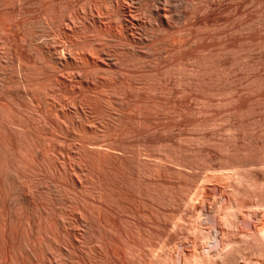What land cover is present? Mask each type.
Here are the masks:
<instances>
[{
    "label": "rangeland",
    "instance_id": "obj_1",
    "mask_svg": "<svg viewBox=\"0 0 264 264\" xmlns=\"http://www.w3.org/2000/svg\"><path fill=\"white\" fill-rule=\"evenodd\" d=\"M3 1L0 2V31L2 30L0 36L3 35V37H0V39L4 38L3 41L1 39V42H6V39H8L6 42L7 44L11 42L13 43V45H15L17 44L16 42H18L17 45L19 48L21 46L20 50L22 51H18L20 52L19 54H21L20 59H22L23 62H26V65H29L30 62L29 67H31V65L32 68L40 66L39 60L37 59V57H35L36 53H33L34 48H29L30 42H27L29 41L27 40L28 38L25 39L26 35L24 30L27 22L31 20H41L44 16V11L46 12V8H42L40 11L41 7H38L39 10H37L39 11V14L37 13V11L36 13H32V15L37 14L38 18L37 16L33 15V17L30 14L33 17L32 18L28 14L27 17H24V21V15H20V10L23 9L22 12L24 11L25 13L26 11H30L31 8L25 7L24 10V7L22 9L21 7H17L16 9L18 10H16L14 7L7 6L9 9L11 8V10L8 11L9 9L6 7L8 9L6 11V9L2 6L4 4ZM83 1L89 4V1ZM83 1L62 0L61 2H58V4L63 7L67 3L71 6L66 5V7L70 8L74 7L73 5L75 4L77 5L78 2L79 4L81 3V5L78 4L77 6H75L76 8L78 7L77 9H79L82 7V4L84 3ZM148 2H150V0H148ZM152 2L154 3V5ZM149 4L152 12H156L155 14L153 13V16L157 23V29L153 30V34H155L153 36H158L156 38L154 37L155 42L151 41L155 45L151 42L150 47L149 44L145 43V45H148L146 46V48L148 49L151 47L152 49H154L153 51L152 49L149 51L148 49H145V45L143 46L144 43H140L138 48H135L136 53L138 54L139 52V55L137 56V54H135L134 52L135 55L133 56L132 52V54H130L129 56H133L134 59L136 58V60H139V58H142L143 60L145 57V54L143 55V53H147L149 51L150 59L152 57V62L149 59L151 65L149 63H142L144 62V60L142 61L140 59L142 62L139 60L138 62H140V67H137L138 69H141V71L143 70L141 73L136 72L137 74H134L136 76L130 75V77L134 76L130 79L131 81L128 80L127 82L125 78V80H121V83L120 81L119 83L118 81L115 82L118 83L117 85L113 83L117 86V88H120V85L123 83L121 88L124 90H122L121 88V90H119L123 95H120L118 89H115V87L113 88L114 85H111V88H113V90H117L119 92L118 94V92L116 91L117 95L119 96L118 99L116 93L112 89H108L109 94H104L106 96L105 100H107V102L109 97L111 98L112 96L114 98L116 96L114 100H117L119 102L121 101V103H123L121 104L117 102V106L112 105L113 108H117L118 114L116 113L113 116L111 112L115 113L117 110L116 108H114L116 110L115 111L114 109H112V107H110V102V104H108L110 106L108 107V105L106 104L107 102L104 101L107 105V110L104 109V105L97 106L98 104L96 103V110H99L100 107H102L103 110L107 111L108 113L105 112V114L103 115L104 118L99 116L102 119L96 117L97 119H99L98 122L100 123H97L95 117H91L92 115L86 113L85 115L87 116V118H94L96 121L95 124H91L96 125L97 128L96 126L92 127V125L89 124L91 125V130L90 127H88L89 125L86 124L83 125L84 127H81V124H83L85 121L89 122V119H83V117L85 116L83 115L85 113L84 111L80 113L81 116L78 115L80 116V120L83 115L82 120L84 122L80 124L82 120H77V117L75 120L73 118V114H71L75 111L74 109H70L68 116L70 117L71 115L73 121H79V123H73V121H70L72 118H70V120H68V118L65 121L66 118L64 116L66 114L62 113L61 115L60 112L62 111L59 110V120L61 119L60 122L64 121L62 123L63 125L61 124L63 126L62 129L64 128L68 130L67 128L69 125L65 126L66 123H73V125H75V127L77 126L76 128L80 131H85L84 129H86L87 127L90 129V131H88L89 129H86V131L81 132V134L77 132V130V133L75 132V130H72L74 131L72 133L71 129L74 126L70 124L71 128L68 130V133L64 129H61L62 131L59 130V128H61V125L59 126V128L56 126L58 128V132H56L55 127L54 131L55 133H57V135L60 136V138L51 136V128L54 126V123L50 125L52 121H49V125L47 121V124L45 122L43 123L45 125H43V121H40L41 123H39L37 122V120H35L37 124L36 122H34V125H30L31 127L35 125V127H37L38 123L41 126L43 125V127L46 125L47 126L44 127V130L40 129V126L38 127V129H34L35 135H33L32 132L34 128L33 127L31 129L33 137L35 136V139L33 140H36L37 143H41L43 146H45L47 142H49V144L53 147L52 149H55L52 152L55 157L51 154L48 155V153L47 155L48 157L51 156V158L49 157L50 159L55 158L56 160L57 158L56 162L59 163V166L55 167V165H58L56 163L54 165V169L57 168L55 170H57L58 172H56L55 170H52V173L50 172V170L53 169L50 167L53 166L49 167V165H47L48 163H50V159H47L46 153L43 155L45 151L43 152L42 150H40L43 152L42 153L39 151L42 154L38 152L36 153H38L39 155H37L36 153L34 154L37 158L38 156H40V158H38L39 160H36L37 158H34V155L32 153H34L37 149L35 148L36 150L32 152L34 149L31 148L33 144L32 142H30L32 140V137H29L30 133H27L28 135L26 134V140H24L23 142L24 147L26 145L27 146L25 149H22L23 151H26L23 154L24 156H20V154H18L20 157L17 158V160H19L20 158H22V160L20 159L21 162L17 161L18 163H16L17 165L19 164L18 167L20 165H22L20 167H23V164L29 160L28 163H25L24 165L25 167L27 165L29 169L27 170V168L25 167H23V169L20 167L17 168V166H15L17 168H15L17 172H19L21 169L24 170V172L21 170L22 172H20L19 174L17 172L15 173L14 170L13 174H16L14 176L11 174L13 171L8 172L10 174H6V172H4L5 175H3V172V174H0V204H3L4 201H7V199H9V203L8 201L5 203L8 204V209H6L11 215L10 211L12 206H9L11 205L10 201L12 200L11 198L15 197V195L13 196V192L16 193V191H14L16 190L15 187L16 185H18V183L20 185L19 180L22 181V177H25L23 179V182L26 177H29L27 178V180H25L27 182H37L36 187L37 185L39 186V184L44 185L43 183L45 182L46 184L42 186L40 192L38 191L40 193V196L42 197L44 196L41 194L47 193V189L50 187V192L52 190L54 191H52L53 195L52 193L50 195L54 197L57 193L56 196L60 195V197L55 196L54 198H58L60 199V201L61 198H65L64 200H66L67 198L69 202H71L70 200L73 199L72 201H75L76 204L78 199L80 200L81 198V200L89 199L87 201L91 202L90 200H92V202H96L95 204H98V202L101 200V204H105L102 206V209L104 207V209L106 210H101L102 215H105V217H103L106 218V215H112V218L109 216L107 217L108 220H106L107 218L104 219V227L102 228V230H99L100 232H102L98 233L99 231L97 226H95V224H92V221L89 224L90 220H87L84 223H82L83 220L78 221L80 222L78 224L79 227L81 226V230L84 233V237H86L87 242L91 240L90 242L92 244L89 242L90 246L97 244L98 240L102 238L100 242H103L105 246L103 245V243H98L102 245L103 249L105 248L104 252H107L108 256H113L115 251H117L118 254L115 252L117 255L122 253L119 255V257L115 256L116 258H118L117 262L119 263H117L115 260L116 258L113 257V259L115 258L113 260L114 264H125L127 262L129 264H144L146 262V264H162L163 261V264H177L180 260L181 264H221L224 261H226L224 262L226 264H264V0H213V2L212 0H205V3L204 0H174L175 5H173V7L170 9L165 8L163 10V13L170 16H175L176 13L177 15H181L183 13L184 19L182 15L179 16V18H182H180V20L176 16L177 20L174 19V23L172 22L173 24H171V27H169L168 29L166 28V31L164 30V26H161V16H158L160 12V1L158 3V0H151ZM83 5L84 8L87 6L86 4ZM194 5L195 8L193 7ZM174 7L177 8L176 11L175 9H173ZM12 8L14 9V11H16L14 12ZM43 9L45 10L43 11ZM82 9L80 10L82 11ZM138 10L136 11V13H138V16L140 17L139 19L141 20V18L143 19V17L141 16L142 13L141 11L138 12ZM18 11L19 15L17 13ZM7 12H10L8 13L10 17L5 15L7 14ZM12 12L15 15L17 14L18 17H15L13 14H11ZM39 17L41 18L39 19ZM27 18L30 19L28 20ZM4 19L7 22H4ZM7 19H10L11 22H9ZM13 19H15V21ZM18 22H20V24H17ZM23 23L24 27L22 26ZM5 28L8 33L7 38L5 37L7 36ZM20 37L22 38L20 39ZM10 39L11 41H9ZM12 40L15 41L13 42ZM21 40L24 42L23 44H21ZM65 44L67 43H63L62 46L65 47L67 51H69L73 47L70 45L71 47L68 48ZM63 47H60V49ZM73 49H71L72 51H70L71 53L75 52L74 54H72L74 56L77 51H73ZM3 56L1 57L2 59H4V65H2V67L14 69L16 65L13 64H17V59L14 61V58L17 56H14V58L12 59H10V56L5 55V58H3ZM6 56L9 57L10 60ZM136 56L139 58H137ZM25 59L27 60L25 61ZM146 64H149L150 66H147ZM144 66H147L148 68H145ZM57 69L58 70H54V72L59 71L60 69V75H64L66 77L67 74H74L73 70H65L66 68L63 67H58ZM144 72H149L150 77H148V79L147 77H143L144 75H142V73ZM20 74L22 73H19L18 75ZM119 74L118 80H120V78L123 76H121L120 74L119 77ZM16 76L17 74L12 76L13 80L17 78L19 79L20 77L22 78H20L21 81L24 80V76ZM151 77L152 79L150 80ZM144 78L150 81H145ZM29 80L32 82L31 79H28V81ZM32 84H34V82ZM13 90L14 92H16L15 89H12V91ZM23 90H19V92ZM109 90H112L115 94L112 93V95H110ZM25 92L27 93V96L31 93L27 92V90ZM22 93L24 94V92H20L19 97L17 96V99L16 97L14 98V96L16 95L15 93H13L14 96L11 94L16 102L18 100V104L13 105L14 103L16 104V102H11L10 105L9 103H7L9 105V108L11 106L13 110V107H15V111H17L18 109H16V106L20 109L22 107L21 105H24L20 110H27V104L25 105V103L29 100V96L27 101L25 98V94L24 97L22 95L21 97L23 98L20 99V95ZM107 94L109 95V97ZM125 97L127 99H125V101L123 102L122 100H124ZM128 99L130 102L128 101ZM92 102L95 103L96 101ZM104 102L102 104H104ZM94 103H92V105ZM129 103L131 106L128 105ZM126 105H128L129 107ZM127 108L129 110L134 108L135 111H128ZM39 109L40 108L35 110L38 113L37 115H40L39 113H41L39 112ZM123 109L127 110V112L122 111ZM42 110L43 109L41 108V111ZM36 112L32 111L31 113L35 115ZM100 112L103 113L104 111ZM119 112L123 113L124 115ZM129 112H131L132 114ZM140 113L143 114L141 115ZM145 113L150 115L147 116ZM110 114H112L114 121H112V118L110 119L108 117H111ZM120 114L124 116L122 117V121L125 122V126L123 125L124 123L120 120ZM138 114L145 118V120L147 116L146 125L143 124L145 123V121L141 123L142 120L140 121V119L143 118ZM74 115H76V111ZM116 115H119V120L117 118H114ZM136 115L137 117H141H138L139 122L137 121V119H135ZM131 117L135 120H131ZM115 119L122 122V124L120 123L121 127L119 126L120 124L118 125L119 122L115 121ZM100 120H103L105 125L104 123H101ZM129 121L132 122L129 123ZM76 124H79L80 127L84 129L78 128L79 126ZM99 125L105 127L102 128ZM135 128L138 130H135ZM129 129L131 132L126 131ZM133 132H136V134H133ZM53 133L54 132H52V134ZM76 134H78V136H76ZM139 134L144 135L142 137ZM64 137L66 140L64 139ZM27 139L29 140L27 141ZM47 139L48 141L46 142L45 140ZM14 142L18 144L17 139L13 141V147L14 149H18L16 148L18 145ZM87 142H90L93 145L91 146V144L89 145ZM109 142H112L113 144L115 143L114 146H112L111 143L109 144ZM83 144L86 145L83 146ZM141 145L144 148L140 147ZM107 146H110L111 148ZM28 147L29 149L27 150ZM41 149L44 148L41 147ZM83 149L88 150L87 152H84ZM98 151L99 153H97ZM111 151H113L115 154L113 152L111 153ZM77 154H80V157ZM85 154L87 158L85 157ZM28 156L31 159L28 158ZM32 156L34 159L32 158ZM117 156L119 158H117ZM16 157L18 156L16 155ZM25 157L28 159L26 160ZM71 157H73V159ZM100 157L105 159H102ZM107 157H112V162L111 159H108ZM23 158L26 161H24ZM68 158H71V161ZM78 158H80L81 160ZM95 158H97L98 160ZM113 159L117 160H115L114 162ZM30 160L33 161L30 162ZM35 160L36 162L40 161L37 162V164L41 165L38 166L39 169L36 170H34L35 168L32 167L33 165H31V163L36 165ZM76 161L78 163H76ZM113 163H117L118 166L116 164L115 166ZM62 165L63 167H60ZM65 167L67 170L65 169ZM68 167L71 168V170ZM25 169L30 173H34L33 171H35V174L38 175L30 174ZM37 170L38 172H36ZM68 170L70 173L73 172L72 174L74 175L67 173ZM39 171H41V173H39ZM22 173H24L25 175L23 174V176ZM58 173H62L61 175H63V178H65V180H63L62 176H60V174ZM26 174L28 176H26ZM51 174L53 175L52 177ZM65 174L67 175L65 176ZM20 175H22V177H20ZM31 175H33V177ZM58 175L60 176V179ZM68 175L70 176V178H72V181L70 178H67L69 177ZM44 176H46L47 178ZM35 178L38 181L41 180V182L43 183L40 182L38 184V181ZM56 178L59 180V182H57L58 180ZM15 179H17V182ZM51 179L53 182H55L53 183ZM67 179L68 181L65 185L64 181H66ZM47 180L50 182V184ZM7 182L8 185L12 183L11 187H9V185L7 188ZM23 182L21 183L23 185H20L21 187L28 186L30 188L28 184L25 185L27 182ZM47 182L49 186L48 188L45 187L47 186ZM31 183L29 184L32 185ZM34 183L33 185L35 187ZM55 183L57 186L59 185V187H55ZM53 184L55 186H53ZM71 184H73V186ZM50 185L53 186V188L55 187V190L52 189ZM67 185L68 187L71 186L73 188L67 190L68 188L65 187ZM19 187L17 186V188ZM21 187L19 189V192L21 190ZM39 187L37 188L39 189ZM44 188L46 189L44 190ZM56 188L58 189V192ZM59 191L61 193H59ZM5 193H11V198H6L9 194L6 196ZM18 193H16V195L24 196L23 193ZM29 194L30 193L27 194L28 197L30 196ZM44 195L46 196V194ZM125 198H127L128 200ZM130 199L134 202H132ZM138 201L140 202V204ZM110 202L113 203L114 206L118 205L120 202L122 203V206L130 203L126 205L127 207H122L121 203L119 205L121 207L117 206L118 213L120 212L122 216L125 213V216L128 215L127 217L124 216L123 218L125 222L121 220L122 217L120 214V217L117 216L118 213L117 211H115L116 209L113 207V205H110ZM141 202L144 203L143 205L145 206L143 210ZM132 203H137V205L141 206H138V208L134 204L133 206ZM145 203L147 205H145ZM151 203L155 206L151 205ZM7 204L3 205L6 206ZM107 204L110 205L114 210L110 208V206L109 208H105L106 206L108 207ZM149 204L151 205L150 207ZM3 205L0 206L3 207ZM130 206L133 207L131 208ZM146 206L149 208H146ZM158 206L159 208H157ZM118 207L122 210L119 211L120 209L118 210ZM133 208L139 213L137 214V212H134L135 210ZM145 208L147 210H145ZM152 208L154 211H152ZM139 209H141V211ZM107 210L110 213H106ZM123 211L126 212L124 213ZM112 212L114 213V215L116 214L115 216L117 217L114 218ZM142 213L146 216L142 215ZM148 213H153V215L151 216L150 214L149 216ZM135 214L136 216L139 215L140 218H138L139 216L136 217ZM144 217H147V219H145L146 222L143 221ZM10 218L13 219V217L11 216ZM149 218L153 219L150 220ZM125 219L128 220L126 221ZM164 220L166 223L164 222ZM140 221L142 223H140ZM86 222H88V224ZM16 224H18V221ZM16 224L12 223L14 227L19 225ZM166 226L168 228H166ZM17 228H20V226ZM161 228H166L167 230H162ZM86 229L88 231L90 229V231L88 232ZM93 229L95 231H93ZM93 232L94 234H92ZM95 232L98 234H96ZM175 232L177 233L175 234ZM125 233H127L126 236H124ZM94 235H99V237H102L99 239L97 238L98 236L96 237ZM131 236H133V238ZM148 236L150 237L147 238ZM94 238H97V242ZM123 239H125V241ZM106 240H109L110 243ZM168 241L169 244L167 243ZM130 242H132L133 244ZM158 243H162V245ZM166 243L169 246H167ZM109 244H111L112 246ZM149 244L151 247H149ZM113 246L118 249L114 248ZM195 246L196 248H194ZM158 251L162 254L158 253ZM164 253L166 255H164ZM177 253H179V255ZM145 255L147 258L145 257ZM178 257L181 259L177 260ZM220 260L222 262H220Z\"/></svg>",
    "mask_w": 264,
    "mask_h": 264
},
{
    "label": "bare ground",
    "instance_id": "obj_2",
    "mask_svg": "<svg viewBox=\"0 0 264 264\" xmlns=\"http://www.w3.org/2000/svg\"><path fill=\"white\" fill-rule=\"evenodd\" d=\"M3 1V0H2ZM1 0H0V2H2ZM62 0H4L3 1V5H2V3H1V5L3 6V8H5L6 9V11L9 9L8 7L10 6V7H14L15 9L17 8V7H21V9L24 7V10H25V7H29V8H31V10L30 11H26L25 13H26V16H25V13H24V11L22 12V10H20L21 12H22V14H21V12H20V15L21 16H23V18L24 17H27L28 16V14L30 15H32V13H36V11H37V13L39 12L38 10V7L40 8V11H41V9L42 8H46V12L44 11L45 9H43V11H44V16H43V18L41 19V20H38L37 18H38V15L37 14H33V15H35V16H37V20L38 21H35V20H31V21H29V22H27L26 23V25H25V39L26 38H28L27 40H29V41H27V42H30V46H29V48L31 47V49H33L34 48V52L33 53H36V56L35 57H37V59L39 60V63H40V66H37V67H33L32 68V65H31V67H29L30 66V62H29V65H26L27 63L26 62H23L22 61V59H20L21 57V54H19L20 52H22L20 49H21V46H20V48L18 47V42H16L17 44H15V45H13V43H9V44H7L6 42H7V40L8 39H6L5 41L6 42H1V39H0V42L2 43V45H1V43H0V174L3 172H6V174L8 173V172H12L11 174L14 176V175H16V174H13L14 173V170H15V166H17V168H19L20 166H22V165H20L19 167H18V165H17V161H20L21 162V160H22V158H20L19 160H17V158H19L20 156H22L24 153H25V151H23L22 149H25L26 148V146L24 147V144H23V142H24V140H26L25 138H26V136L30 133V135H29V137H32V140L33 139H35L34 137H33V135H35V133H34V129H38V127L40 126V129H43L44 130V127H46V126H44L43 127V125H45V124H43V123H45L46 121L48 122V125H49V123H50V125H52V123H54V126L51 128V130H52V132H54L53 134H52V132H51V136H56V138H60V136L59 135H57V133H55V129H54V127L56 128V132H58L57 130H58V128H59V126L64 122V121H62V122H60V120H59V116H60V114L62 115V113L63 114H66L67 116L69 115L68 113H69V111H70V109H74L75 111H76V115H74L75 114V111L74 112H72L71 114H73V118L76 120V117H77V120H80V113H82L83 111L85 112L83 115H85L86 113H88L89 115H92L91 117H97V118H99V119H102V118H100V117H103L104 118V114H105V112H107V111H105V110H107L108 108H107V105L108 104H110L111 103V106L110 105H108V107L110 106V107H112V109H114V108H116V107H114L113 108V106L112 105H114V106H117L118 105V103L117 102H119V101H115L114 100V98H116V96H117V99H118V95H117V92L119 91V90H121L122 88V84L120 85V88H117V84L119 83V81H120V83H121V80L123 81V79L125 80V78H126V80H127V82H128V80L129 81H131L130 79L131 78H133L134 76H136V75H134V74H137L136 72H142L141 71V69H138V67L137 66H139V63L140 62H138L140 59L142 60V58H139V57H137L138 55H139V52H138V54L136 53V51H135V48H138V46H139V44L140 43H144L143 44V46L145 45V43L146 44H149V47L151 46V43H153V42H155L154 41V37L155 36H153V35H155V34H153V30H155V29H157L156 27H157V23H156V21H155V19H154V14L156 13H154V12H152V10H151V8H150V2H151V0H150V2H148V0H87V2L89 1V4L88 3H86V2H84L83 0V4H86L87 6L84 8L83 6V4H82V7H83V9H82V7L81 8H79V9H77L76 8V6L79 4L78 2H77V5L75 6V5H73L74 7H70V8H68V7H66V5H70V4H67L66 3V5L65 6H61V5H59L58 4V2H61ZM76 1V0H75ZM155 1V0H154ZM159 1H160V12H159V14H158V12H157V14H158V16L160 15L161 16V26L163 27L164 26V30L166 31V28L168 29L169 27H171V24H173L174 22L173 21H175L174 19H176L177 20V17L179 18V16H183V13L180 15H177V13L175 14V16H170V15H166V14H164L163 13V10L165 9V8H167V9H170V8H172L173 7V5H175L174 4V0H158V3H159ZM185 1V0H184ZM157 2V1H156ZM208 2V1H207ZM212 2H213V0H212ZM153 3V2H152ZM151 3V4H152ZM194 3V2H193ZM196 3V2H195ZM198 3H199V1H198ZM204 3H205V0H204ZM74 4V3H73ZM211 4V3H210ZM6 5V6H5ZM79 5H81V3L79 4ZM153 5H154V3H153ZM207 5V4H206ZM209 5V4H208ZM5 6V7H4ZM8 6V7H7ZM62 8H61V7ZM71 6V5H70ZM152 6V5H151ZM204 6H205V4H204ZM8 9H7V8ZM59 7V8H58ZM154 7V6H153ZM159 7V6H158ZM176 7V6H175ZM173 8V9H175V11H176V9L177 8ZM194 8H195V5L193 6ZM201 7V6H200ZM209 7V6H208ZM13 9V8H12ZM20 9V8H19ZM28 9V8H27ZM26 9V10H27ZM38 9V10H37ZM60 11H59V10ZM80 9H82V11L80 10ZM138 9H140V10H138ZM153 9V8H152ZM200 9V8H199ZM11 10V8L8 10V11H10ZM16 10H18V9H16ZM15 10V11H16ZM138 10V12H140L141 11V16L143 17V19L141 18V20L139 19L140 17L138 16V13H136V11ZM156 10H158V9H156ZM195 10V9H194ZM197 10V9H196ZM210 10V9H209ZM13 11H14V9H13ZM14 11V12H15ZM43 11H42V13H43ZM59 11V12H58ZM196 12V11H195ZM8 13H10V12H7V14ZM18 13V15H19V11L17 12ZM24 13V14H23ZM41 13V14H42ZM154 13V14H153ZM7 14H5L6 16H9V14L7 15ZM11 14H13V12L11 13ZM39 14V13H38ZM136 14H137V16H136ZM197 14V13H196ZM4 15V16H5ZM15 17H18V15L16 14H13ZM30 15V16H31ZM32 15V16H33ZM20 16V17H21ZM29 16V17H30ZM31 16V17H32ZM177 16V17H176ZM10 17V16H9ZM19 17V18H20ZM34 17V16H33ZM32 17V18H33ZM176 17V18H175ZM18 18V19H19ZM22 18V17H21ZM41 17H39V19H40ZM181 18V17H180ZM180 18H179V20H180ZM28 20L30 19V18H27ZM182 19V18H181ZM183 19H184V16H183ZM9 22H11L10 21V19H7ZM14 21H15V19H13ZM12 20V21H13ZM23 20V19H22ZM21 20V21H22ZM6 20L4 19V22H5ZM17 21V20H16ZM20 21V20H19ZM24 21H25V18H24ZM23 21V22H24ZM27 21V20H26ZM7 22V21H6ZM173 22V23H172ZM25 23V22H24ZM24 23H23V27H24ZM17 24H20V22H18ZM4 27V26H3ZM19 27V26H18ZM159 27V26H158ZM22 28V27H21ZM161 28V27H160ZM1 29H2V27H1ZM5 30H6V28H5ZM4 30V31H5ZM22 30V31H23ZM3 31V32H4ZM2 32V30L0 31V33ZM155 32V31H154ZM6 33H7V30H6ZM23 33V32H22ZM3 34V33H2ZM4 35H5V33H4ZM161 35V34H160ZM163 35V34H162ZM158 36V35H157ZM156 36V37H157ZM0 37H3V35L2 36H0ZM6 38L8 37V33H7V36H5ZM17 37V36H16ZM155 37V38H156ZM22 37H20V39H21ZM24 38V37H23ZM4 39V38H3ZM3 39H2V41H3ZM9 41H11V39L9 40ZM13 42L15 41V40H12ZM22 41V40H21ZM26 41V40H25ZM151 41H153V42H151ZM151 42V43H150ZM3 43H6V44H3ZM24 42L22 41L21 42V44H23ZM63 43H67V44H65L66 45V47H68V48H70L71 46H73L71 49H73V51L74 50H76L77 51V53L73 56L72 54H74V53H71V51L69 52V51H67V49H65V47H63L62 46V44ZM68 43H69V45H68ZM161 43H162V41H161ZM20 44V43H19ZM25 44H27V43H25ZM24 44V45H25ZM61 44V45H60ZM141 44V45H142ZM154 44V43H153ZM152 44V45H153ZM159 44V43H158ZM68 45V46H67ZM71 45V46H70ZM155 45V44H154ZM160 45V44H159ZM161 45H163V44H161ZM146 46H148V45H145V49H148V48H146ZM158 46V45H157ZM156 46V47H157ZM33 47V48H32ZM60 47H63V48H61L60 49ZM154 47V46H153ZM156 47H155V49H156ZM140 48V47H139ZM144 48V47H143ZM159 48V47H158ZM162 48H163V46H162ZM65 49V50H64ZM152 49V47L151 48H149L148 50L150 51ZM154 49V48H153ZM153 49H152V51H153ZM160 49V48H159ZM20 50V52H18ZM23 50V49H22ZM141 50H143V49H141ZM141 50H140V52H141ZM158 50V49H157ZM161 50V49H160ZM24 51V50H23ZM147 51V50H146ZM149 51L146 53V52H144L143 53V55L145 54V57H144V62H142L141 60V62L142 63H149L150 64V60L152 59V57H151V59H150V55H149ZM132 52H133V54H132ZM134 52H135V54H137V58H139V60H136V58L134 59ZM156 52V51H155ZM15 54V55H14ZM130 54H132L133 56H129ZM150 54H151V52H150ZM5 56V55H7V56H10V59H12V58H14V56H17V57H15L14 58V61L16 60V62H17V64L15 63V64H13V65H16L15 66V68L14 69H12V68H6V67H2V65H4L3 64V61H4V59H2L1 57L2 56ZM14 55V56H13ZM19 55V56H18ZM35 55V54H34ZM153 55V54H152ZM3 56V58H5ZM6 56V57H7ZM13 56V57H12ZM133 57V58H132ZM141 57V56H140ZM8 59H9V57H7ZM6 58V59H7ZM9 59V60H10ZM150 59V60H149ZM27 59H25V61H26ZM28 61H29V59H28ZM35 61H37V60H35ZM197 61V60H196ZM199 61V60H198ZM151 62H152V60H151ZM202 62V61H201ZM206 62V61H205ZM142 63H141V65H142ZM197 63V62H196ZM34 64H36V63H34ZM148 64V65H149ZM200 64V63H199ZM211 64V63H210ZM147 65V64H146ZM147 65V66H148ZM151 65V64H150ZM149 65V66H150ZM193 65H194V63H193ZM147 66H144L145 68H148ZM206 66H208V65H206ZM58 67H63V68H66L65 70H69V71H71V70H73L74 72V74H67V77L66 76H64V75H60L61 73H59L60 72V69H59V71H55L54 72V70H58L57 68ZM140 67V66H139ZM192 67V66H191ZM195 67H196V64H195ZM202 67V66H201ZM200 67V68H201ZM204 67H205V65H204ZM211 67V66H210ZM149 68H151V67H149ZM136 69H138V70H136ZM194 69V68H193ZM197 69V68H196ZM206 69V68H205ZM64 70V71H65ZM149 70V69H148ZM148 70H146V71H148ZM195 70V69H194ZM64 71H62V72H64ZM197 71V70H196ZM195 71V72H196ZM199 71V70H198ZM203 71V70H202ZM59 73V74H57V73ZM66 72V71H65ZM68 72V71H67ZM188 72V71H187ZM208 72H210V71H208ZM19 73H22V74H24V75H22V74H20L21 76H24L23 78H24V80L23 81H21V77H20V75H18ZM70 73H72V72H70ZM121 74V78H120V80H118V74ZM145 73V74H144ZM144 73H142V75H144L143 77H147V79H148V77H150V75H149V72L147 73V72H144ZM200 73V72H199ZM205 73V72H204ZM203 73V74H204ZM15 74H17V76L16 77H20L18 80L17 79H15V80H13V78H12V76L13 75H15ZM65 74V73H64ZM120 74H119V77H120ZM154 74V73H153ZM190 74V73H189ZM130 75H134V76H131L130 77ZM139 75V74H138ZM205 75V74H204ZM61 76V77H60ZM125 76V77H124ZM127 76V77H126ZM129 76V77H128ZM190 76H192V75H190ZM194 76H195V74H194ZM26 77V78H25ZM140 77V76H139ZM142 77V76H141ZM154 77H155V75H154ZM31 79L32 80V82L29 80L28 81V79ZM129 78V79H128ZM195 78V77H194ZM27 79V80H26ZM143 79V78H142ZM145 79V78H144ZM147 79H145V81L147 80ZM152 79V77L150 78V80ZM154 79V78H153ZM17 80V81H16ZM134 80V79H133ZM150 80H147L148 82L150 81ZM118 81V83H115V82H117ZM144 81V80H143ZM34 82V84H32ZM126 82V83H127ZM133 82V81H132ZM132 82H129V83H132ZM135 82V81H134ZM147 82V83H148ZM113 83H115L116 85H114ZM125 83V84H126ZM145 83V82H144ZM144 83H142V84H144ZM111 85H114L113 86V88L115 87V89H118V91L117 90H113V88H111L112 86ZM142 86V85H141ZM119 87V86H118ZM12 89H15V91L16 92H14V90L12 91ZM24 89V90H23ZM98 89V90H97ZM108 89H112L115 93H116V96L115 95H113V96H115L114 98L111 96V98L109 97V92H108ZM19 90H23V91H20V92H24V94H25V98H26V101L28 100V96H29V100L25 103V105L27 106H25L26 107V109L27 110H24V111H21L20 109L24 106V105H21L22 107L19 109V108H17V106H16V109H18L17 111H15V107H13V110H12V108H11V106H10V108L8 107L9 105H10V103L11 102H16L14 99H13V96H14V94L13 93H15L16 95L14 96V98L16 97V99L19 97V94H20V92H19ZM27 90V92H31L28 96H27V93L25 92ZM29 90V91H28ZM30 90H32V91H30ZM112 90H109L110 91V95H112V93H114ZM122 90H124V89H122ZM112 91V92H111ZM117 91V92H116ZM95 92V93H94ZM120 92V95H123V94H121V91H119ZM119 92H118V94H119ZM128 92V91H127ZM106 93H108L107 95H108V97H109V99H108V102H107V100H105V95L104 94H106ZM114 93V94H115ZM13 96H12V95ZM24 94L22 93L21 95H20V99H22L23 97H24ZM23 95V97H21ZM126 95V94H125ZM128 95V94H127ZM18 96V97H17ZM107 97V98H108ZM121 97H123V96H121ZM113 98V99H112ZM114 100V101H112V100ZM120 99V98H119ZM125 99H127L126 97L124 98V100H122L123 102L125 101ZM25 101V100H24ZM92 101H96L95 103L94 102H92ZM107 102L106 104H105V102ZM128 101H129V99H128ZM6 102V103H5ZM17 102H18V100H17ZM16 102V104L14 103L13 105H17L18 103ZM21 102H23V101H21ZM104 102V104H102ZM110 102V103H109ZM130 102V101H129ZM7 103H9V105L7 104ZM20 103V102H19ZM92 103H94L93 105H92ZM96 103L98 104L97 106H99V105H101V106H103V107H105L104 109L105 110H103V108L102 107H100V109L99 108H97V109H99V110H96V108H95V106H96ZM114 103V104H113ZM117 103V104H116ZM119 103H121V101L119 102ZM21 104V103H20ZM23 104V103H22ZM121 104H123V103H121ZM125 104V103H124ZM120 105V104H119ZM128 105H130V103L128 104ZM128 105H126V106H128ZM20 106V105H19ZM18 106V107H19ZM96 106V107H97ZM124 106V105H123ZM131 106V105H130ZM129 107V106H128ZM38 108H40L39 110V112H41V113H39L40 115H37L38 113L35 111V110H37ZM41 108L43 109L42 111H41ZM107 108V109H106ZM124 108H126V107H124ZM132 108V107H131ZM121 109H122V107H121ZM120 109V110H121ZM59 110H61L62 112H60V114H59ZM111 110V109H110ZM115 110V109H114ZM113 110V111H114ZM116 110H117V108H116ZM115 110V111H116ZM119 110V111H120ZM127 110L128 111H131V110H133V112L135 111L134 110V108L133 109H131V110H129L128 108H127ZM127 110H125V109H123L122 111H126L127 112ZM36 112L35 113V115H33L31 112ZM72 111V110H71ZM100 111H104L103 113L102 112H100ZM114 111V112H115ZM99 112V113H98ZM118 112V110L115 112V113H113V112H111L112 114H113V116L116 114ZM102 114V116H101V114ZM108 113V112H107ZM119 113H121V112H119ZM129 113H131V112H129ZM138 113V112H137ZM150 113V112H149ZM87 114V115H88ZM112 114H110L111 115V117L110 116H108L110 119L112 118V121H114V119H113V116H112ZM118 114V113H117ZM121 114H123V113H121ZM120 114V115H121ZM127 114V113H126ZM132 114V113H131ZM134 114V113H133ZM141 114V113H140ZM140 114H138V115H140ZM143 114V113H142ZM141 114V115H142ZM146 114V113H145ZM64 116L66 119H65V121L68 119V120H70V118H72L71 117V115H70V117L68 116ZM78 115H80V116H78ZM83 115H82V117H83ZM88 115V116H89ZM98 115V116H97ZM124 115V114H123ZM123 115H121L120 117H119V115L116 117H114V118H117L118 120H119V118H120V120L122 121L123 119H122V117H124ZM140 115V116H141ZM147 116L148 115H150V114H146ZM75 116V117H74ZM86 116V115H85ZM85 116L83 117V119H89V118H87V116H86V118H85ZM100 116V117H99ZM127 116V115H126ZM147 116H146V120H147ZM82 117H81V120H82ZM128 117V116H127ZM129 117H130V114H129ZM136 117H137V115H136ZM135 117V119H137V121L139 122V118H141V117H137L136 118ZM150 117V116H149ZM73 118L70 120V121H73ZM96 118V121H97V123H100V122H98L99 121V119H97ZM143 118V117H142ZM93 119L94 118H92V119H89V122H84L83 120L80 122V124L81 123H83V124H81V127L84 125V124H86V125H89V124H95V119H94V121H93ZM128 119V118H127ZM133 118L131 117V120H132ZM135 119H133V120H135ZM144 119V120H143ZM143 119H140V121H141V123L142 122H144L145 121V123H143V124H145L146 125V120H145V118H143ZM33 120V121H32ZM35 120H37V122H39V123H41L40 121H43L42 122V126L38 123V126L37 127H35V126H30V125H34V122H36ZM75 120L73 121V123H79V121L77 122H75ZM94 122H92V121ZM130 120V119H129ZM50 121V122H49ZM70 121H69V123H70ZM88 121V120H87ZM101 121V120H100ZM115 121H117L116 119H115ZM121 121H117V122H119L118 123V125L121 123L122 124V122ZM151 121V120H150ZM37 122H36V124H37ZM47 122H46V124H47ZM132 122V121H131ZM130 121H129V123H131ZM134 122V121H133ZM32 123V124H31ZM66 123V122H65ZM73 123H70V124H72V126H74V127H72V129H71V132L73 133L74 131H72V130H75V132H76V130H77V132H79L80 134H81V132H85L86 131V129L88 130L89 128L88 127H90V129H91V125H89L86 129H84V128H81L80 127V125L79 124H76V125H78L79 127L78 128H81V129H84L85 131H80V130H78L76 127H75V125H73ZM96 123V124H97ZM101 123H104L103 122V120L101 121ZM124 124V126H125V122H123ZM148 123V122H147ZM150 123V122H149ZM70 124H68V123H66L65 124V126H68V130L71 128L70 127ZM116 124V123H115ZM121 124L119 125L120 127H121ZM137 124V123H136ZM139 124V123H138ZM143 124H141V125H143ZM63 125V124H62ZM61 125V128H59V130H61L62 129V126ZM98 125V124H97ZM104 125H105V123H104ZM118 125H117V127H118ZM140 125V126H141ZM148 125V124H147ZM58 128H57V127ZM64 126V127H65ZM95 127L96 125H92V127ZM99 126H101L102 127V125H99ZM139 126V127H140ZM34 127V128H33ZM43 127V128H42ZM84 127V126H83ZM103 127H105V126H103ZM102 127V128H103ZM123 127V126H122ZM142 127V126H141ZM33 128V130H32V132H33V135H32V133H31V129ZM66 128V127H65ZM76 128V129H75ZM96 128H97V126H96ZM100 128V127H99ZM149 128H150V126H149ZM64 129V128H63ZM62 129V130H63ZM90 129L88 130V131H90ZM94 129V128H93ZM124 129H125V127H124ZM133 129V128H132ZM142 129V128H141ZM61 130V131H62ZM64 130H66V129H64ZM68 130H66L67 132H68ZM92 130V129H91ZM95 130V129H94ZM97 130V129H96ZM104 130V129H103ZM121 130H123V129H121ZM135 130H138V129H136L135 128ZM145 130V129H144ZM150 130H151V128H150ZM149 130V131H150ZM98 131H99V129H98ZM120 131V130H119ZM127 132L128 131H130V129L129 130H126ZM141 131V130H140ZM148 131V130H147ZM146 131V132H147ZM152 131H153V129H152ZM76 132V133H77ZM131 132V131H130ZM142 132V131H141ZM28 133V134H27ZM69 133V132H68ZM27 134V135H26ZM75 134V133H74ZM73 134V135H74ZM133 134H136V132L134 133L133 132ZM144 134H145V132H144ZM143 134V135H144ZM151 134H152V132H151ZM42 135H43V133H42ZM140 135V134H139ZM143 135H140V136H142L143 137ZM37 136H38V133H37ZM36 136V137H37ZM76 136H78V134H76ZM135 136V135H134ZM139 136V137H140ZM145 136H146V134H145ZM138 137V136H137ZM14 138V139H13ZM53 138V137H52ZM146 138H148V137H146ZM15 139H17V142H18V144L17 143H15V144H17L18 146L16 147V148H18V149H14V147H13V141H15ZM43 139V138H42ZM50 139V138H49ZM55 139V138H54ZM61 139H62V137H61ZM64 139H65V137H64ZM136 139V138H135ZM138 139V138H137ZM29 139H27V141H28ZM31 140V139H30ZM30 141V142H32L33 144H32V146H35V147H32L31 146V148L33 149V151L32 152H34V150H36L34 153H32L33 155L36 153V152H38V153H40V152H42L43 153V155L46 153V155H47V153H48V155H53L54 157H55V155L52 153L53 152V150H55V149H52L53 147L49 144V142H47L48 141V139L47 140H45L46 142H47V144L45 145V143H44V145L45 146H43L41 143L39 144V143H37V141L36 140H33V141ZM53 140V139H52ZM51 140V141H52ZM66 140V139H65ZM50 141V140H49ZM61 141V140H60ZM62 141H63V139H62ZM44 142V141H43ZM75 142V141H74ZM26 143V142H25ZM71 143V142H70ZM88 143V142H87ZM112 144V146H114V144L112 143V142H109V144ZM23 144V145H22ZM28 144V143H27ZM30 144V143H29ZM63 144V143H62ZM89 145L91 144L90 142L88 143ZM42 145V146H41ZM47 145H49V146H47ZM72 145H73V143H72ZM86 145V144H85ZM84 144H83V146H85ZM93 144H91V146H92ZM40 148H39V147ZM51 146V147H50ZM62 146H65V145H62ZM88 146V145H87ZM90 146V147H91ZM111 146V145H110ZM110 146H107V147H109V148H111ZM30 147V146H29ZM29 147L27 148V150L29 149ZM41 147H43L44 149H41ZM140 147H143L142 145L140 146ZM30 148V149H31ZM36 148V149H35ZM39 148V149H38ZM70 148V147H69ZM85 148V147H84ZM144 148V147H143ZM113 149V148H112ZM111 149V150H112ZM115 149V148H114ZM40 150H42V151H40ZM88 150V149H87ZM87 150H85V149H83V151L85 152H87ZM99 150V149H98ZM22 151H23V153H22ZM40 151V152H39ZM28 152V151H27ZM26 152V153H27ZM30 152V151H29ZM113 151H111V153H112ZM38 153H36L37 155H39ZM42 153H40V154H42ZM83 153V152H82ZM97 153H99V151L97 152ZM114 153V152H113ZM18 154H20V156L18 155ZM31 154V153H30ZM29 154V155H30ZM31 154V155H32ZM56 154V153H55ZM87 154V153H86ZM86 154H85V157L87 158V156H86ZM110 154V153H109ZM115 154V153H114ZM16 155L18 156V157H16ZM28 155V154H27ZM36 155V156H37ZM48 155L46 156L47 157V159H50L51 158V156H49L48 157ZM78 155V154H77ZM80 155V154H79ZM78 155V156H79ZM82 155V154H81ZM99 155V154H98ZM24 156V155H23ZM52 156V157H53ZM72 156V155H71ZM83 156V155H82ZM106 156V155H105ZM104 156V157H105ZM111 156V155H110ZM27 157V156H26ZM25 157V158H26ZM53 157V158H54ZM80 157V156H79ZM84 157V156H83ZM28 158H30L29 156H28ZM28 158H26V160L28 159ZM32 158H33V156H32ZM34 158L36 159L37 157H35V155H34ZM33 158V159H34ZM38 158H40V156H38ZM36 159V160H39V159ZM72 159H73V157H71ZM71 158H68L70 161H71ZM74 158H76V157H74ZM100 158H102V157H100ZM108 158V157H107ZM110 158V157H109ZM108 158V159H109ZM112 158V157H111ZM110 158V159H111ZM114 158V157H113ZM117 158H119L118 156H117ZM24 159V158H23ZM31 159V158H30ZM78 159H80V158H78ZM83 159V158H82ZM95 159H97V158H95ZM94 159V160H95ZM102 159H105V158H102ZM25 159H24V161H26ZM36 160H35V162H36ZM41 160V159H40ZM45 160V159H44ZM56 160H57V158H56ZM56 160H55V158L54 159H50V163H48L47 165H49V167L50 166H53V167H50V168H53V169H51L50 170V172L52 173V170H55V169H57V168H55L54 169V165L57 163L58 165H55V167H57V166H59V163L58 162H56ZM58 160H59V158H58ZM81 160V159H80ZM84 160H85V158H84ZM94 160H93V162H94ZM98 160V159H97ZM96 160V161H97ZM114 160V159H113ZM115 160H117V159H115ZM115 160H114V162H115ZM29 161V160H28ZM28 161L27 162H25V163H28ZM33 160H30V162H32ZM83 161V160H82ZM88 161V160H87ZM95 161V162H96ZM119 161H121V160H119ZM17 162V163H16ZM23 162V161H22ZM34 162V163H35ZM37 162H40V161H37ZM37 162H36V165L35 164H32L31 163V165H33L32 167H34L35 169L34 170H36V169H39L38 168V166H41V165H38L37 164ZM44 162V161H43ZM73 162V161H72ZM72 162H70V163H72ZM75 162V161H74ZM80 162V161H79ZM92 162V161H91ZM111 162H112V159H111ZM110 162V163H111ZM117 162V161H116ZM24 163V162H23ZM25 163L23 164V167H25L24 165H25ZM42 163V162H41ZM61 163V162H60ZM70 163H69V165H70ZM76 163H78L77 161H76ZM97 163V162H96ZM95 163V164H96ZM20 164H22V163H20ZM30 164V163H29ZM28 164V165H29ZM67 164V163H66ZM82 164V163H81ZM81 164H80V166H81ZM114 164V163H113ZM116 165H117V163H115ZM114 164V165H115ZM123 164V163H122ZM121 164V165H122ZM68 165V164H67ZM79 165V164H78ZM83 165H84V163H83ZM97 165V164H96ZM115 165V166H116ZM30 166V165H29ZM36 166H37V168H36ZM104 166V165H103ZM118 166V165H117ZM120 166V165H119ZM23 167H20V168H22L23 169ZM31 167V166H30ZM48 167V166H47ZM60 167H63V165L62 166H60ZM90 167V166H89ZM100 167V166H99ZM16 168V169H17ZM25 168H27V170L29 169L28 167H27V165H26V167ZM49 168V169H50ZM59 168V167H58ZM69 168V167H68ZM121 168V167H120ZM21 169V170H22ZM31 169V168H30ZM61 169V168H60ZM63 169V168H62ZM65 169H66V167H65ZM70 170H71V168H69ZM116 169V168H115ZM19 171V172H17L16 170H15V173L17 172V173H19L20 174V172H24V170H22V171ZM26 170V169H25ZM26 170V171H27ZM32 170H33V168H32ZM31 170V171H32ZM67 170V169H66ZM105 170V169H104ZM45 171V170H44ZM49 171V170H48ZM56 172H58L57 170H55ZM61 171V170H60ZM98 171V170H97ZM27 172H29V171H27ZM34 173H30V174H35V171H33ZM36 172H38V170L36 171ZM62 172V171H61ZM65 172V171H64ZM67 172V171H66ZM2 173V174H3ZM39 173H41V171H39ZM55 173V172H54ZM54 173H53V175H54ZM67 173H70L69 172V170H68V172ZM73 173V172H72ZM72 173H70V174H72ZM8 174H10V173H8ZM24 173H22V175H23ZM45 174V173H44ZM58 174H60V173H58ZM62 174V173H61ZM60 174V176H62V179L63 180H65V178H63V175H61ZM3 175H5V173L3 174ZM22 175H20V177H22ZM25 175V174H24ZM23 175V176H24ZM33 175H31L32 177H33ZM35 175H38V174H35ZM40 175V174H39ZM52 174H51V177L53 176ZM57 175V174H56ZM56 175H55V177H56ZM67 174H65V176H66ZM72 175H74V174H72ZM71 175V176H72ZM2 176V175H1ZM18 176V175H17ZM17 176H15V177H17ZM26 176H28L27 174H26ZM42 176V175H41ZM59 176V175H58ZM57 176V177H58ZM60 176H59V179H60ZM69 176V175H68ZM3 177V176H2ZM1 177V178H2ZM38 177V176H37ZM40 177V176H39ZM44 177H46V176H44ZM50 177V178H51ZM11 178V177H10ZM25 178V177H24ZM23 177H22V181L21 180H19L20 181V185H23V184H21L22 182H23V179H24ZM27 178H29V177H26V179L25 180H27ZM47 178V177H46ZM49 178V177H48ZM67 178H70V176L69 177H67ZM34 179V178H33ZM33 179H31V180H33ZM36 179V178H35ZM40 179V178H39ZM42 179V178H41ZM53 179H55V178H53ZM57 179V178H56ZM71 179V181H72V178H70ZM69 179V180H70ZM74 179H75V177H74ZM73 179V180H74ZM78 179V178H77ZM1 180V179H0ZM16 180V182H17V179H15ZM24 180V182L23 183H25V182H27V181H25ZM37 180V179H36ZM45 180V179H44ZM49 180V179H48ZM47 180V181H48ZM58 180V179H57ZM56 180V181H57ZM30 181V180H29ZM38 181V180H37ZM50 181V180H49ZM48 181V182H49ZM51 181H52V179H51ZM67 181H68V179L66 180V181H64L65 182V185H66V183H67ZM75 181H76V179H75ZM9 182V181H8ZM8 182H7V188H8V186L9 187H11V184H9L8 185ZM15 182V181H14ZM13 182V183H14ZM35 182V181H34ZM33 182V183H34ZM41 182V180L40 181H38V184ZM48 182H47V186H45L46 188H48L49 186H48ZM53 182V181H52ZM55 182V181H54ZM53 182V183H54ZM57 182H59V180L57 181ZM74 182V181H73ZM73 182H70V183H73ZM29 183H31V182H27L25 185H29L30 186V188L28 187V186H20L19 185V183H18V185H16V190H14V191H16V193H18L19 192V189H20V187H21V190H20V192L18 193V194H24V196H22V195H16V193H14L13 192V196L15 195V197H13V198H11V193L9 194V193H5V195L7 196L8 194V197H6V198H11L10 200V204L11 205H9V206H12L11 207V215H10V213L7 211V209H8V204L7 203H5V202H7L9 199H7V201H4L3 202V204L5 205V204H7L6 206H4L3 204H0L1 206L3 205V207H1L0 206V264H114V259L116 258L115 256H118L119 257V255L120 254H122V253H120L119 255H117L118 253H117V251H115L114 252V254H113V256H111L110 257V255L108 256V253L107 252H104L105 250V248L103 249V247H102V243L103 242H100L101 240H102V236H100L99 237V235H101V234H99V235H94V236H96L97 238H101L100 240H98V242H100V243H98L97 242V238L95 239L96 240V242H97V244H94V245H92V246H90L89 244L91 243L90 241H89V239H88V241L90 242H87V239H86V237H84L85 235H84V233L82 232V228H81V226L79 227V224L78 223H80V222H78V221H82V223H84L85 221H87V220H90V222H89V224L91 223V221L93 222L92 224H95V226H97V228H98V231L101 229L102 230V228L104 227L103 226V221H104V219H106L107 217H109L110 216V214L109 215H106L107 217L106 218H104L105 217V215L103 214L102 215V213H101V210H105L104 209V207H103V209H102V206L103 205H105V204H101L102 203V201L100 202H98V204H95L94 202H92V200H90L91 202H89V201H87V200H89V199H87V200H85V199H82L81 200V198H80V200L78 199V201H77V203L75 204V201H72V200H70L71 202H69V200L66 198V200H64V199H62L61 198V201H60V199H58V198H54L55 196H56V194H55V196L53 197L52 195H53V193H52V191L50 192V190H51V188H50V190H49V188L47 189V193H43V194H41V195H43L44 197H42V196H40V190L42 189V186H44L46 183L44 182H41V183H43L44 185H40L39 184V186H41V187H39L38 185H37V187H39V189L36 187V183L37 182H35L34 184H35V187H34V185H33V183H31L32 185H30ZM69 183V182H68ZM49 184H50V182H49ZM77 184V183H76ZM79 184V183H78ZM52 185V184H51ZM50 185V186H51ZM55 185H56V183H55ZM54 184H53V186H55ZM63 185V184H62ZM69 185V184H68ZM68 185L67 186H65V187H67L68 189L67 190H69V189H72L73 187H71V186H69V187H71V188H69L68 187ZM72 186H73V184H71ZM13 186V185H12ZM17 186L19 187V188H17ZM53 186H51L52 187V189H54L55 190V187H59V185L57 186H55L54 188H53ZM33 189H32V188ZM14 188V187H13ZM46 188H44V190L46 189ZM57 189V188H56ZM65 189V188H64ZM78 189V188H77ZM84 189V188H83ZM10 190V189H9ZM18 190V191H17ZM39 191V192H38ZM71 191V190H70ZM11 192H12V190H11ZM41 192H43V191H41ZM54 192V191H53ZM56 192V191H55ZM57 192H58V189H57ZM73 192V191H72ZM76 192H77V190H76ZM83 192V191H82ZM99 192V191H98ZM28 193H30L29 195V197H30V199H29V197H28ZM52 193V195H50ZM59 193H61L60 191H59ZM44 194H46V196L44 195ZM66 194H67V192H66ZM98 194V193H97ZM4 195V194H3ZM62 195V194H61ZM10 196V197H9ZM18 196H20V197H18ZM28 198H27V197ZM57 196H59L60 197V195H57ZM56 196V197H57ZM65 196V195H64ZM69 196V195H68ZM67 196V197H68ZM5 197V196H4ZM3 197V198H4ZM62 197V196H61ZM77 197V196H76ZM71 199V198H70ZM75 199V198H74ZM125 199H127V198H125ZM63 200V201H62ZM95 200V199H94ZM99 200V199H98ZM128 200V199H127ZM131 200V199H130ZM129 200V201H130ZM135 200V199H134ZM96 201H97V199H96ZM112 201H114V200H112ZM111 201V202H112ZM117 201V200H116ZM132 201V200H131ZM72 202H74V203H72ZM110 202V203H111ZM121 202H122V200H121ZM120 202V203H121ZM125 202H126V200H125ZM124 202V203H125ZM132 202H134V201H132ZM135 202H137V201H135ZM139 202V201H138ZM144 202V201H143ZM2 203V202H1ZM8 203H9V201H8ZM100 203V204H99ZM116 203V202H115ZM120 203L118 204V205H115L114 206V204L113 203H111L110 205L112 206L113 205V207L116 209L115 211H117V206H119L120 205ZM142 203V202H141ZM148 203V202H147ZM150 203V202H149ZM128 204H130V203H128ZM128 204H126V205H128ZM135 205L136 207H138V206H141V205H137V203L135 204V203H132V205ZM139 204H140V202H139ZM144 203H142V206H143V208H142V210L144 209V205H143ZM108 205V204H107ZM110 205H108V207L106 206L105 208H109V206ZM126 205H124V206H126ZM133 205V206H134ZM145 205H147L146 203H145ZM151 205H153L152 203H151ZM150 204H149V207L151 206ZM110 206V208H112ZM121 206H122V203H121ZM121 206H119V207H121ZM124 206H122V207H124ZM132 206V207H133ZM153 206H155V205H153ZM118 207V210L120 209ZM127 207V206H126ZM131 207V206H130ZM131 207V208H132ZM149 207H147L146 206V208H149ZM7 208V209H6ZM10 208V207H9ZM135 208V207H134ZM133 208V209H134ZM139 208V207H138ZM145 208V210H147ZM157 208H159V206L157 207ZM79 209V210H78ZM113 209V208H112ZM129 209V208H128ZM132 209V210H133ZM10 210V209H9ZM109 210V209H108ZM107 210V212L106 213H110L109 211ZM114 210V209H113ZM112 210V211H113ZM122 209H120L119 211H121ZM127 210V209H126ZM135 210V209H134ZM138 210V209H137ZM140 211H141V209H139ZM155 210H156V208H155ZM106 211V210H105ZM151 211V210H150ZM152 211H154L153 210V208H152ZM151 211V212H152ZM160 211V210H159ZM124 212V211H123ZM126 212V211H125ZM124 212V213H125ZM129 212V211H128ZM133 212V211H132ZM131 212V213H132ZM134 212H137L136 210L134 211ZM147 212V211H146ZM103 213H105V212H103ZM113 213V212H112ZM117 213H118V211H117ZM122 213V212H121ZM139 212H137V214H138ZM145 213V212H144ZM119 214H120V212L117 214V216H119ZM126 214V213H125ZM125 214L122 216V214H120L121 215V217H122V219L121 218H118V219H121V220H123V218H124V216H125ZM130 214V213H129ZM141 214V213H140ZM146 214V213H145ZM145 214H143L142 213V215H144V216H146ZM149 214V213H148ZM151 214V213H150ZM150 214H149V216H150ZM157 214H159V213H157ZM163 214V213H162ZM113 215H114V213H113ZM116 215V214H115ZM113 216L114 218L115 217H117V216ZM134 215V214H133ZM153 215V213L151 214V216ZM164 215V214H163ZM10 216L11 217H13V219L12 218H10ZM104 216V217H103ZM128 215H126L125 217H127ZM131 216V215H130ZM135 216H136V214H135ZM139 216V215H138ZM138 216H136V217H138ZM148 216V217H149ZM162 216V215H161ZM111 218H112V215L110 216ZM120 217V216H119ZM134 217V216H133ZM163 217V216H162ZM16 219V221H15V219ZM130 218V217H129ZM128 218V219H129ZM138 218H140V216L138 217ZM142 218V217H141ZM154 218V217H153ZM152 218V219H153ZM157 218H158V216H157ZM127 219V220H128ZM145 219H147V217H144V222H146L145 221ZM150 219V218H149ZM152 219H150V220H152ZM106 220H108V218L106 219ZM126 220V219H125ZM126 220V221H127ZM137 220V219H136ZM150 220H149V222H150ZM12 221V222H11ZM13 221H15L16 223H17V221H18V224H16L15 222H13ZM124 221V220H123ZM156 221V220H155ZM158 221H159V219H158ZM162 221V220H161ZM166 221H167V219H166ZM168 221H169V219H168ZM125 222V221H124ZM164 222H165V220H164ZM12 223H14V224H16V225H18V226H16V227H14V225H12ZM87 224H88V222H86ZM105 223H106V221H105ZM135 223V222H134ZM137 223V222H136ZM140 223H142L141 221H140ZM139 223V224H140ZM160 223V222H159ZM166 223V222H165ZM91 224V225H92ZM138 224V223H137ZM81 225H83V224H81ZM86 225V224H85ZM141 225V224H140ZM164 225V224H163ZM20 226V228H17V227H19ZM88 226V225H87ZM86 226V227H87ZM139 226V225H138ZM155 226V225H154ZM153 226V227H154ZM161 226V225H160ZM165 226V225H164ZM86 227H84V228H86ZM92 227V226H91ZM141 227V226H140ZM159 227V226H158ZM83 228V229H84ZM93 228H96V227H93ZM166 228H168L167 226H166ZM166 228H163V229H166ZM20 229V230H19ZM105 229V228H104ZM162 229V228H161ZM162 229V230H163ZM87 230V229H86ZM85 230V231H86ZM92 230V229H91ZM97 230V229H96ZM167 230V229H166ZM88 231V230H87ZM86 231V232H87ZM89 231H90V229H89ZM88 231V232H89ZM93 231H95L94 229H93ZM85 232V233H86ZM97 232V231H96ZM95 232V233H96ZM102 232V231H101ZM100 231L98 232V233H101ZM98 233H96V234H98ZM103 233H105V232H103ZM170 233V232H169ZM177 232H175V234H176ZM89 234V233H88ZM92 234H94V232L92 233ZM126 234L127 233H125L124 234V236H126ZM160 234V233H159ZM162 234V233H161ZM165 234V233H164ZM150 235V234H149ZM163 236V235H162ZM165 236V235H164ZM107 237V236H106ZM132 238H133V236H131ZM131 237H127V238H131ZM150 236H148L147 238H149ZM167 237V236H166ZM172 237V236H171ZM169 238V237H168ZM93 239V238H92ZM136 239H137V237H136ZM163 239V238H162ZM161 239V240H162ZM173 239V238H172ZM94 240V241H95ZM111 240H112V238H111ZM124 241H125V239H123ZM155 240V239H154ZM171 240V239H170ZM107 241V240H106ZM109 241V240H108ZM107 241V242H108ZM122 241V240H121ZM123 241V242H124ZM131 241V240H130ZM132 241H133V239H132ZM153 241V240H152ZM166 241H167V239H166ZM95 242V243H96ZM106 243V242H105ZM109 243H110V241H109ZM130 243H132V242H130ZM151 243V242H150ZM165 243V242H164ZM168 244H169V241L167 242ZM166 243V244H167ZM92 244V243H91ZM108 244V243H107ZM133 244V243H132ZM153 244V243H152ZM158 244H160V243H158ZM167 244V246H169ZM103 245H104V243H103ZM109 245H111V244H109ZM116 245V244H115ZM120 245H121V243H120ZM119 245V246H120ZM128 245H129V243H128ZM160 245H162V243L160 244ZM180 245V244H179ZM105 246V245H104ZM112 246V245H111ZM111 246H110V248H111ZM117 246V245H116ZM122 246H123V243H122ZM127 246V245H126ZM131 246V245H130ZM134 246V245H133ZM146 246V245H145ZM154 246H156V245H154ZM159 246V245H158ZM178 246V245H177ZM109 247V246H108ZM114 247V246H113ZM121 247V246H120ZM119 247V248H120ZM128 247V246H127ZM149 247H151L150 246V244H149ZM162 247V246H161ZM166 247V246H165ZM182 247V246H181ZM114 248H116V247H114ZM130 248H132V247H130ZM152 248H153V246H152ZM157 248H159V247H157ZM194 248H196V246L194 247ZM109 249V248H108ZM116 249H118V248H116ZM110 250V249H109ZM112 250V249H111ZM115 250V249H114ZM127 250V249H126ZM131 250V249H130ZM148 250V249H147ZM158 250V249H157ZM168 250V249H167ZM179 250V249H178ZM119 251V250H118ZM145 251V250H144ZM149 251V250H148ZM163 251H165V250H163ZM121 252V251H120ZM128 252V251H127ZM155 252V251H154ZM113 253V252H112ZM145 253H147V252H145ZM156 253V252H155ZM158 253H161V252H159L158 251ZM157 253V254H158ZM180 253V252H179ZM179 253H177L178 255H179ZM151 254V253H150ZM162 254V253H161ZM144 255V254H143ZM164 255H166L165 253H164ZM164 255H163V257H164ZM148 256V255H147ZM149 256H151V255H149ZM157 256H159V255H157ZM181 256V255H180ZM226 256V255H225ZM113 257H115L114 259H113ZM140 257V256H139ZM138 257V258H139ZM145 257H146V255H145ZM161 257V256H160ZM224 257V256H223ZM147 258V257H146ZM145 258V259H146ZM226 258H227V256H226ZM117 259L118 258H116L115 260H116V262H117ZM123 259V258H122ZM141 259H142V257H141ZM149 259V258H148ZM159 259H161V258H159ZM181 258H179L178 257V259L177 260H180ZM228 259V258H227ZM121 260V259H120ZM124 260V259H123ZM119 261V260H118ZM140 261V260H139ZM142 261V260H141ZM145 261V260H144ZM157 261H158V258H157ZM181 261V260H180ZM180 261L177 263V264H181L180 263ZM223 261H224V259H223ZM143 262V261H142ZM220 262H222L221 260H220ZM224 262H226V261H224ZM223 262V263H224ZM117 263H119V262H117ZM128 263V262H127ZM127 263H125V264H127ZM147 263V262H146ZM146 263H144V264H146ZM159 263V262H158ZM164 263V261L162 262V264ZM223 263H221V264H223ZM228 263V262H227ZM129 264V263H128ZM160 264V263H159ZM224 264H226V263H224Z\"/></svg>",
    "mask_w": 264,
    "mask_h": 264
}]
</instances>
